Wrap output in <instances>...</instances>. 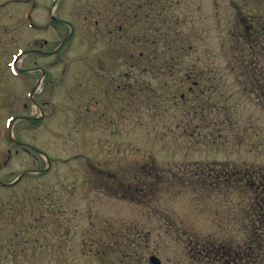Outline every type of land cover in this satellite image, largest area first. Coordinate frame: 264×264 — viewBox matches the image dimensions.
I'll return each instance as SVG.
<instances>
[{
    "label": "rangeland",
    "instance_id": "rangeland-1",
    "mask_svg": "<svg viewBox=\"0 0 264 264\" xmlns=\"http://www.w3.org/2000/svg\"><path fill=\"white\" fill-rule=\"evenodd\" d=\"M237 10L264 18V0H0V264H210L191 241L250 237L245 198L220 228L185 195L111 181L149 160L264 167V59L254 82ZM184 71L205 76L177 110Z\"/></svg>",
    "mask_w": 264,
    "mask_h": 264
},
{
    "label": "trees",
    "instance_id": "trees-1",
    "mask_svg": "<svg viewBox=\"0 0 264 264\" xmlns=\"http://www.w3.org/2000/svg\"><path fill=\"white\" fill-rule=\"evenodd\" d=\"M237 12H239L238 36L251 55V59L246 63V66L252 68L254 70L252 72L258 75L256 77L254 75L252 80L261 83L263 79L260 76L263 75L262 71L264 69L257 70V58L264 59V18L250 14L246 16L238 10ZM152 52L153 60H156V51ZM145 68L144 70L147 71V67ZM194 72L196 71H184L179 81L176 80L175 90L172 92L164 91V103L169 104V107H176L177 110H184L183 106L190 101L189 96L194 93V88L198 86L199 82L203 81L202 76H205L204 72H196V74ZM189 82H191V86L187 91L178 93L180 84ZM260 90L263 91V89ZM157 98H162V95L157 96ZM197 106L200 111H203L200 103ZM169 107L168 109H170ZM190 110V108L187 109V116L188 114L191 116L192 111ZM195 112L193 109V116L197 115ZM198 115L202 116V112ZM184 116L185 111H182L181 118L183 119ZM191 121L190 123H184L185 125L178 124L176 128H181L184 135L189 134L190 136L199 128L197 127L194 131L188 130ZM129 176L128 180H125V178L122 180L116 179L117 176L111 177V181L116 182L117 194L121 199L140 203L141 201L147 202L148 198L155 197L160 202L159 197L162 195H185L192 206L202 209L208 215H212L211 220L214 221L216 227L220 228H222V210L228 209L231 211L234 197L245 198V205L242 203L238 209H242L240 212L243 214L241 217L244 221L243 228L244 231L245 228L250 231V237L244 238L243 236L241 242L226 244L222 240L221 233L217 236L220 239H199L191 241L190 246L195 244V247L192 248L194 257L205 263L249 264L250 260H256L257 234L262 235L264 229V167L204 161L167 166L149 160L148 162L145 161L142 166L130 171ZM224 197L230 198L224 201ZM219 219L221 222H219ZM179 222L183 223V221ZM192 238L190 235L189 239L192 240Z\"/></svg>",
    "mask_w": 264,
    "mask_h": 264
},
{
    "label": "water",
    "instance_id": "water-1",
    "mask_svg": "<svg viewBox=\"0 0 264 264\" xmlns=\"http://www.w3.org/2000/svg\"><path fill=\"white\" fill-rule=\"evenodd\" d=\"M20 178V177H19ZM19 179H17V181H18ZM149 262L151 263V264H161L160 263V261H159V259L157 258V257H154V256H150L149 257Z\"/></svg>",
    "mask_w": 264,
    "mask_h": 264
}]
</instances>
